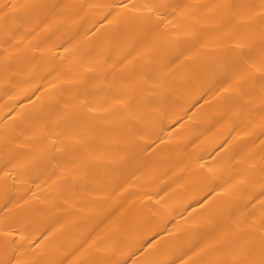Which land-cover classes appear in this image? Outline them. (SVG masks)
<instances>
[{
	"label": "bare ground",
	"instance_id": "6f19581e",
	"mask_svg": "<svg viewBox=\"0 0 264 264\" xmlns=\"http://www.w3.org/2000/svg\"><path fill=\"white\" fill-rule=\"evenodd\" d=\"M0 264H264V0H0Z\"/></svg>",
	"mask_w": 264,
	"mask_h": 264
}]
</instances>
